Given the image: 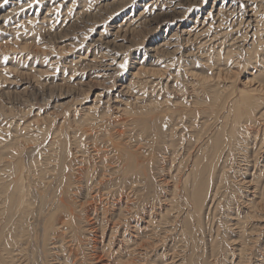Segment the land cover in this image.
<instances>
[{"label":"rangeland","instance_id":"374dc122","mask_svg":"<svg viewBox=\"0 0 264 264\" xmlns=\"http://www.w3.org/2000/svg\"><path fill=\"white\" fill-rule=\"evenodd\" d=\"M233 96L264 97V0H0V264H264V116L199 217L183 184Z\"/></svg>","mask_w":264,"mask_h":264},{"label":"bare ground","instance_id":"6f19581e","mask_svg":"<svg viewBox=\"0 0 264 264\" xmlns=\"http://www.w3.org/2000/svg\"><path fill=\"white\" fill-rule=\"evenodd\" d=\"M257 37V36H256ZM256 40V39H255ZM254 44V42H253ZM252 45V44H251ZM261 87V86H260ZM222 90V89H221ZM226 90V89H224ZM255 90V89H254ZM210 91V90H209ZM228 91V90H227ZM252 91V90H251ZM256 92V91H254ZM208 93V92H207ZM261 93V91H260ZM228 94V92H227ZM227 94H225L227 96ZM237 94V92L235 93ZM242 94V93H241ZM251 94V93H250ZM254 94V93H253ZM262 94V93H261ZM230 95V93H229ZM228 95V96H229ZM244 95V94H243ZM242 95V96H243ZM210 102L207 105H202L203 107L199 109V115L201 116L200 119H204V122L201 121V124L205 123L206 124V117L208 115H216L219 114L221 111V108L223 107L224 103V98L218 93L217 90H214L210 93ZM225 96V97H226ZM227 98L229 99L230 97ZM236 96V95H235ZM251 96V95H250ZM238 97V96H236ZM245 97V96H243ZM246 97H249V94H247ZM234 98V96H233ZM232 100V99H231ZM230 105V104H229ZM264 106V97H250V98H242L241 101L235 100L233 101V107L231 109V112H227V114H222V119L221 121V132L218 133L216 137L210 136V140H206L203 142V145L205 144V147L202 146L200 150L198 151L199 153L197 154L196 159L191 161L192 163L190 164V170L186 173V176L184 177V188L187 191V196H189L192 199L194 209L198 212V217L200 215V212L203 208V203L205 200H207V197L210 195L212 190H216L218 187L217 184L220 182L222 177H227L225 171L226 167L224 165V160L225 156L232 153L233 147H232V142L235 137V130L237 128L243 127L245 125V128L249 127V125L254 126L258 120L257 115L264 116V111H259L258 109L261 106ZM259 106V107H258ZM222 112V111H221ZM196 113V112H195ZM190 114V113H189ZM198 115V116H199ZM259 116V117H260ZM213 117V116H212ZM217 117V115L215 116ZM211 118V117H209ZM213 119V118H212ZM218 119V118H217ZM214 120V119H213ZM212 120V121H213ZM210 122V120H208ZM211 121V122H212ZM218 122V123H219ZM208 125V124H207ZM212 125V124H211ZM222 128H226L228 131V135L225 136L222 133ZM203 129V128H201ZM210 129V128H209ZM219 129V126H218ZM251 129V128H250ZM256 129V128H255ZM219 131V130H218ZM249 131V129H248ZM257 131V130H256ZM206 132V131H205ZM211 132V131H210ZM215 132V131H214ZM209 133V132H208ZM245 133H247L245 131ZM250 133V131L248 132ZM199 134V133H198ZM207 134V132H206ZM211 134V133H209ZM208 134V136H209ZM216 134V133H213ZM240 134V133H239ZM243 134V133H242ZM162 135V134H160ZM158 135V137L160 136ZM244 135V134H243ZM164 136V135H163ZM207 136V137H208ZM250 136V135H249ZM162 137V136H161ZM238 137V136H237ZM240 137V136H239ZM256 138V137H255ZM199 139V138H198ZM239 140V138H237ZM165 141V140H164ZM204 141V140H203ZM236 141V140H235ZM245 141V140H244ZM154 142V141H153ZM244 143V142H243ZM237 145V144H234ZM256 145V144H254ZM240 146V145H239ZM196 147V145H195ZM253 147V146H252ZM262 147V146H261ZM237 148V147H236ZM236 150V149H234ZM238 150V149H237ZM236 150V151H237ZM171 151V150H170ZM128 152V151H127ZM123 154V153H122ZM121 154V155H122ZM233 154V153H232ZM229 157V155H228ZM226 157V158H228ZM152 158V157H151ZM130 160V159H129ZM128 161V160H127ZM237 161V160H236ZM250 161V160H249ZM227 162V159H226ZM231 162V161H230ZM126 163V162H125ZM139 163V162H138ZM150 163V162H149ZM148 163V164H149ZM234 163V162H233ZM226 164V163H225ZM236 165V164H235ZM248 165V164H247ZM249 167V166H248ZM36 168V166L34 167ZM37 170V169H36ZM124 171V170H123ZM125 171L127 172H132V173H138L140 170H138L135 166V164L128 162L127 165L125 166ZM233 172V171H232ZM126 173V172H124ZM242 174V173H241ZM19 176V175H18ZM137 176V175H136ZM22 178V177H21ZM230 178V176H229ZM19 179V178H18ZM223 180V179H222ZM223 182V181H222ZM222 184V183H221ZM20 186V185H19ZM256 186V185H254ZM5 188V187H4ZM15 185L13 186V191L10 193V199L9 202V207H10V214H15L16 216L13 217L14 219L11 221V224H14L15 228L20 231L22 234H24V226L23 224V216L21 215V210L19 211V202H18V195H17V189ZM21 189V188H20ZM262 192V191H261ZM215 192H213L214 194ZM264 193V192H263ZM212 194V195H213ZM217 194V193H215ZM20 195V194H19ZM263 194L260 195V197ZM214 196V195H213ZM212 196V197H213ZM22 198V197H20ZM19 198V199H20ZM210 198V197H209ZM257 198V197H256ZM259 198V197H258ZM23 199V198H22ZM212 199V198H210ZM21 200V199H20ZM19 200V201H20ZM7 201V200H6ZM22 201V200H21ZM261 201V200H260ZM7 203V202H6ZM8 204V203H7ZM5 205V204H4ZM6 206V205H5ZM25 206V205H24ZM9 209L7 208V211ZM5 211V210H4ZM3 212V211H2ZM24 213V212H23ZM68 215V214H67ZM1 216V215H0ZM2 216H4L2 214ZM7 217V216H6ZM9 217V215H8ZM5 219V216L3 217ZM2 218V219H3ZM70 218V217H69ZM1 219V220H2ZM3 219V220H4ZM73 220V219H72ZM8 222V221H7ZM62 222V221H61ZM2 223V222H1ZM0 223V224H1ZM4 224V223H3ZM7 225V223L5 222ZM55 222L52 217L48 216L45 218V224H44V233H43V238H46L50 230H53L55 228ZM2 225V224H1ZM4 225V226H6ZM74 225V224H73ZM1 227V226H0ZM70 227V226H69ZM241 227V226H240ZM3 228V227H2ZM4 229V228H3ZM2 230V229H1ZM57 230V228H56ZM60 230V229H59ZM73 230V229H72ZM53 232V231H52ZM56 232V231H55ZM216 232V231H215ZM4 234L0 235V239H2ZM11 240V239H10ZM7 241V240H6ZM9 242V241H8ZM7 243V242H6ZM210 243V242H209ZM8 244V243H7ZM214 244V243H210ZM209 244V245H210ZM213 248L214 245H213ZM212 248V249H213ZM210 249V247H209ZM214 250V249H213ZM203 256V255H202ZM200 257V256H199ZM5 259V258H4ZM202 260V259H201ZM205 260V259H204ZM1 261V260H0ZM192 260H189V264H192ZM194 264V262H193Z\"/></svg>","mask_w":264,"mask_h":264},{"label":"snow or ice","instance_id":"6c2138e0","mask_svg":"<svg viewBox=\"0 0 264 264\" xmlns=\"http://www.w3.org/2000/svg\"><path fill=\"white\" fill-rule=\"evenodd\" d=\"M5 2H7V0H5Z\"/></svg>","mask_w":264,"mask_h":264}]
</instances>
